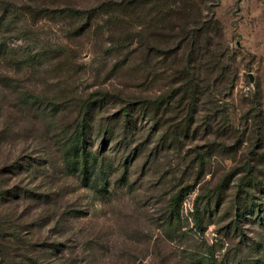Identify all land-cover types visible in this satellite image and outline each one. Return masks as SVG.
Here are the masks:
<instances>
[{"label": "rangeland", "instance_id": "374dc122", "mask_svg": "<svg viewBox=\"0 0 264 264\" xmlns=\"http://www.w3.org/2000/svg\"><path fill=\"white\" fill-rule=\"evenodd\" d=\"M37 1L0 0V20L13 3L34 10L42 3ZM201 1L202 22L190 31L202 25L216 28L212 19L222 31L212 33L221 57L216 73L197 78L207 98L193 110L189 102L186 106L171 97L157 124L134 106L138 128L126 132L114 126L105 144L104 127L91 124L86 131L89 149L105 153L116 167L108 172L107 191L98 194L66 162L68 143L84 117L79 99L104 90L116 96L107 112L95 111L100 117L127 102L137 105L169 96L195 73L176 52L193 34L158 38L161 31L138 26L121 14L109 21L106 16L88 35L71 39L65 23L41 14L24 19L20 12L17 19L0 22V167L11 188L22 184L37 194L53 193L50 213L61 211L69 221L63 225L67 264H192L194 248L213 249L226 264H264V226L243 220L242 232L231 227L240 179L259 176L261 169L264 180V160L258 162L264 158V0ZM142 37L146 49L139 48ZM157 46L159 52L153 50ZM46 49L47 62L31 61ZM191 113L195 119L190 116V122H195L189 134L182 132L174 142L163 140L185 125ZM125 159L127 170L121 164ZM124 177L129 179L124 182ZM186 186L184 235L179 237L166 232L165 222L173 196ZM218 189L219 212L206 218L205 230L199 232L196 203ZM18 203H10L12 210ZM44 203L40 207L48 213Z\"/></svg>", "mask_w": 264, "mask_h": 264}, {"label": "trees", "instance_id": "16d2710c", "mask_svg": "<svg viewBox=\"0 0 264 264\" xmlns=\"http://www.w3.org/2000/svg\"><path fill=\"white\" fill-rule=\"evenodd\" d=\"M35 2L38 4L37 0ZM200 2L199 0H93V4L88 5L89 0H42L41 5L34 10L29 7H26L27 10H25L17 3H13L14 7L5 9L7 15L5 14L6 17L0 22L9 18L17 19V14L20 12L24 19H26L27 14L33 16L41 14L40 17L45 15L52 20L60 19L70 30L69 39L80 35H88L94 30L95 25L105 20L104 17L108 16L109 19L107 20L109 21L117 14L133 19L138 26L148 25L156 28V30L161 31L158 38L164 35L170 36L173 32L181 38L193 34L192 40L185 39L181 41L176 52H181V62L185 63L186 67L195 73L188 76L187 80L182 79L180 87L169 96L162 95L156 99L144 101L142 104L137 103V105L136 102H127L118 112L100 117H95V111L103 112V114L107 112L108 106L114 102L113 99L115 100L116 96L109 95V91L104 90L100 91L97 96L79 99L84 117L76 129L74 139L68 143L66 152L68 159L66 162H68L70 169L79 171L80 180L83 183H93V190L97 194L107 191L109 185L108 172H111L113 168L116 169V167H114L112 160L108 161L105 158V153L99 155L89 149L86 131L90 130L91 124L99 122L100 127H104L103 143L105 144L106 139L115 133L114 126L117 128L118 125H121L122 130L126 132L138 128V116L136 118L134 112L138 108L134 106H141L143 115H149L150 119L156 120L155 123L157 124L159 111L164 104L170 105L171 97L177 98L176 101L179 104L186 103V106L189 102V105L194 106L193 110H198L207 98L208 93L201 90V85L197 84V78H201L203 74L212 76L216 73L217 67L220 65L218 59L221 57H218L215 52L214 45L216 44L212 41V33L215 30L216 35H218L222 34V31L220 23L213 19L212 22L215 23L216 28L212 27L213 29H211L210 26L205 27L202 25L201 29L190 31L191 25L202 22L203 7H201V0ZM6 5L8 4L4 6ZM202 38H207V40L204 42ZM145 39L146 37L139 39L140 49H146ZM153 50L159 52L158 46L154 47ZM49 52L50 50L46 49L42 53L33 56L31 61L35 63L47 62ZM165 97L167 98L165 99ZM214 101L213 98L210 103L214 105ZM194 112L197 113V111ZM190 116H192V120L195 119L194 113H191L185 125L176 128L171 136L163 140L167 142L168 139H171V142H174L180 140L182 132L189 134L192 128L190 124L195 122H190ZM110 125L112 129H109ZM115 140L116 137L113 138V142ZM100 156L102 157L100 158ZM128 160L125 159L121 163L125 165L126 170ZM261 160H264V158L258 159L259 164H261ZM259 173V176L255 174L254 177L248 179L241 178L240 184L236 185L233 201L235 210L233 211L231 227L237 232H242L241 222L243 220H251L264 226V180H262L261 169ZM6 174L7 171L0 167V264H67L68 261L63 257L65 254L63 247L66 246L63 243V237L66 234L63 225L68 224L69 221L61 211L50 213L53 210L52 207H49L51 203L49 200L52 198L53 193L37 194L21 187L22 184L18 188H11L8 186L9 183L7 185L4 181ZM128 179L124 177L123 181L126 182ZM223 182L228 185V176L224 178ZM189 190L190 186L183 187L173 196L171 212L165 222L167 233L183 237L184 217L181 213V206ZM221 193L222 189L207 193V195L200 197L203 201L200 200L196 203L193 216L196 229L199 232L205 230L206 218L212 217L214 212H219L217 208H219L218 204L222 198ZM44 197L45 201H43ZM16 200L20 201L16 205V207L19 206V209L14 207L12 210L10 203H14ZM43 202H45L44 206L48 205V213L45 207H40ZM8 203L10 204L9 207H4ZM22 206L25 210L20 211ZM226 206L223 208L224 210ZM247 214H251L253 217L248 218ZM191 262L192 264H226L214 253L213 249L202 251L199 248H194L192 251Z\"/></svg>", "mask_w": 264, "mask_h": 264}, {"label": "water", "instance_id": "95a60500", "mask_svg": "<svg viewBox=\"0 0 264 264\" xmlns=\"http://www.w3.org/2000/svg\"><path fill=\"white\" fill-rule=\"evenodd\" d=\"M251 78L253 79V77L251 76Z\"/></svg>", "mask_w": 264, "mask_h": 264}]
</instances>
